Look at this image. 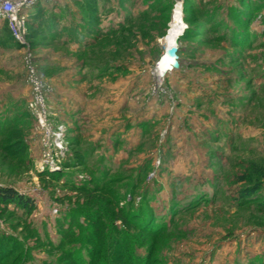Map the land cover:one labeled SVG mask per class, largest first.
Here are the masks:
<instances>
[{
  "label": "rangeland",
  "instance_id": "1",
  "mask_svg": "<svg viewBox=\"0 0 264 264\" xmlns=\"http://www.w3.org/2000/svg\"><path fill=\"white\" fill-rule=\"evenodd\" d=\"M178 4L181 68L158 78ZM41 7L26 12L24 44L0 22V188L35 205L0 207V253L15 251L0 264L74 263L64 249L87 263L91 219L106 253L116 228L149 264H264V0ZM27 58L64 133L55 167Z\"/></svg>",
  "mask_w": 264,
  "mask_h": 264
},
{
  "label": "built area",
  "instance_id": "2",
  "mask_svg": "<svg viewBox=\"0 0 264 264\" xmlns=\"http://www.w3.org/2000/svg\"><path fill=\"white\" fill-rule=\"evenodd\" d=\"M54 0H0V21L4 22L15 42L24 44L27 36L29 14L27 10L34 8L39 3L53 2ZM28 71L27 84L31 88V110L37 115L39 127L42 129L45 139V163L54 166L52 157L62 154L64 151V133L57 130L52 124L46 100V90L39 78L35 66L30 58L26 59ZM53 162V163H52Z\"/></svg>",
  "mask_w": 264,
  "mask_h": 264
},
{
  "label": "trees",
  "instance_id": "3",
  "mask_svg": "<svg viewBox=\"0 0 264 264\" xmlns=\"http://www.w3.org/2000/svg\"><path fill=\"white\" fill-rule=\"evenodd\" d=\"M36 15H32V18H35ZM31 18V15L29 16V19ZM29 22L28 21V26H29ZM7 28V26H6ZM8 30V28H7ZM188 30V29H187ZM187 30L184 32L183 36L184 37L187 33ZM10 36L11 33L8 30ZM12 40L13 37L11 36ZM178 54H180V49ZM108 203L110 204V201H108ZM111 205V204H110ZM5 207L6 210H8L9 206H15L16 209H18V211L22 212V213H26L27 215H30L33 210L35 209V205L34 203L25 198L24 196H21L18 192H16L14 189L12 188H6V187H1L0 188V207ZM112 209V207L110 206L109 210H106L107 215L108 216H114L116 215V219L118 220L120 219V215L121 212H119V214H115V211H110ZM15 212H17L15 210ZM90 219V218H87ZM93 222L91 223V227L85 229L86 233H85V237L87 239V243L86 246L87 248L90 249V260L87 263H80V261L77 260V258H74L73 255H71L70 252H67L65 249L64 251L66 252L65 255L66 259H70L71 261L74 260L75 262L72 264H149L148 263V259H139L137 258V256H135V251L133 250V245L130 243V241H127L125 239L122 238V240H118V236L120 235L119 232L116 230V228L114 229V233H115V240L114 242H112V248H109L110 250L108 251V253L101 251V246L103 245L102 240L104 239L103 236V230H104V225L101 223L100 220H93L91 219ZM124 221V220H123ZM125 223V221L123 222V224ZM93 226V227H92ZM70 229L62 226L60 227V235H68L70 233L69 231ZM76 234V233H75ZM74 235V234H73ZM74 237H76V235H74ZM77 242H78V238H76ZM97 240V242H95ZM64 245L61 243L58 246H52L50 244V248L52 249H57L58 251H62V247ZM13 250V249H12ZM56 250V251H57ZM15 253V251L13 250L12 252L10 251H5V252H1L0 256L2 257L0 262L5 263L8 259H10V257ZM24 258L26 259V256L19 258L18 260H16V262H14V264H17L19 262V260H24ZM71 264V263H70Z\"/></svg>",
  "mask_w": 264,
  "mask_h": 264
},
{
  "label": "bare ground",
  "instance_id": "4",
  "mask_svg": "<svg viewBox=\"0 0 264 264\" xmlns=\"http://www.w3.org/2000/svg\"><path fill=\"white\" fill-rule=\"evenodd\" d=\"M181 4H178L173 12L171 24L169 27V33L165 39V46L164 51L167 50H174L177 45H179L180 38L182 37L183 29L185 28V24L182 20V9L180 7ZM184 34V33H183ZM165 69V65L160 63L158 68L156 69V73L158 78H161V72Z\"/></svg>",
  "mask_w": 264,
  "mask_h": 264
},
{
  "label": "water",
  "instance_id": "5",
  "mask_svg": "<svg viewBox=\"0 0 264 264\" xmlns=\"http://www.w3.org/2000/svg\"><path fill=\"white\" fill-rule=\"evenodd\" d=\"M185 28L183 29V33ZM183 33L181 34L183 36ZM179 45L176 46L174 50H165L163 55L160 58L158 64L163 63L165 69L162 70L161 76L163 77L167 72L178 71L181 68L180 58H179Z\"/></svg>",
  "mask_w": 264,
  "mask_h": 264
},
{
  "label": "crops",
  "instance_id": "6",
  "mask_svg": "<svg viewBox=\"0 0 264 264\" xmlns=\"http://www.w3.org/2000/svg\"><path fill=\"white\" fill-rule=\"evenodd\" d=\"M54 1H55V0H54ZM50 3H51V2H43V3H42V7H44V5H46V4H50ZM42 7H41V8H42ZM30 15H31V14H30ZM0 22H2V21H0Z\"/></svg>",
  "mask_w": 264,
  "mask_h": 264
}]
</instances>
